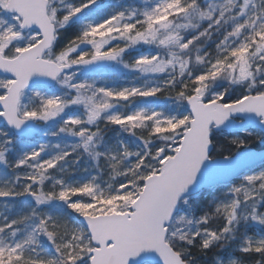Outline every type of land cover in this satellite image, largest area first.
<instances>
[{"label": "snow or ice", "instance_id": "obj_1", "mask_svg": "<svg viewBox=\"0 0 264 264\" xmlns=\"http://www.w3.org/2000/svg\"><path fill=\"white\" fill-rule=\"evenodd\" d=\"M0 264H264V0H0Z\"/></svg>", "mask_w": 264, "mask_h": 264}]
</instances>
